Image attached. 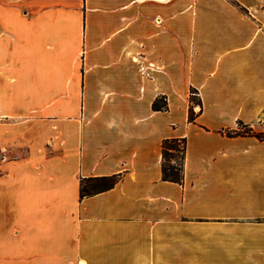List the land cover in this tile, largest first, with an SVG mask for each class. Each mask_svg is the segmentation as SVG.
<instances>
[{"label":"crops","instance_id":"crops-1","mask_svg":"<svg viewBox=\"0 0 264 264\" xmlns=\"http://www.w3.org/2000/svg\"><path fill=\"white\" fill-rule=\"evenodd\" d=\"M263 118L264 0H0V264H264Z\"/></svg>","mask_w":264,"mask_h":264},{"label":"trees","instance_id":"trees-1","mask_svg":"<svg viewBox=\"0 0 264 264\" xmlns=\"http://www.w3.org/2000/svg\"><path fill=\"white\" fill-rule=\"evenodd\" d=\"M190 107L188 114L189 123H194L196 118L202 112V102L196 90H190ZM198 106L200 110L195 112L194 107ZM154 111H167V103L164 98L157 99L152 106ZM222 134L233 137H255L264 141V133H256L254 130L239 121L234 129L223 130ZM187 149L186 139L165 140L162 143V176L165 181L182 184L184 179V164ZM117 176L88 178L80 181V197H90L95 194L112 189L118 182Z\"/></svg>","mask_w":264,"mask_h":264},{"label":"rangeland","instance_id":"rangeland-1","mask_svg":"<svg viewBox=\"0 0 264 264\" xmlns=\"http://www.w3.org/2000/svg\"><path fill=\"white\" fill-rule=\"evenodd\" d=\"M264 119V118H263ZM258 132V131H257Z\"/></svg>","mask_w":264,"mask_h":264}]
</instances>
